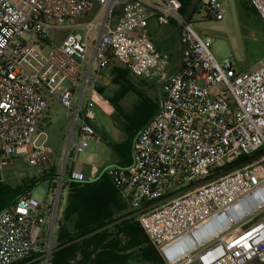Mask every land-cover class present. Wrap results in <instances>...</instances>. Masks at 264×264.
I'll return each mask as SVG.
<instances>
[{"label":"built area","instance_id":"1","mask_svg":"<svg viewBox=\"0 0 264 264\" xmlns=\"http://www.w3.org/2000/svg\"><path fill=\"white\" fill-rule=\"evenodd\" d=\"M246 1L264 23V0ZM198 4L208 18H224L221 0ZM181 8L179 0H0V171L19 158L38 171L52 164L48 100L67 112L75 104L70 136L79 120L48 201L24 194L0 212V264L48 254L63 179L97 176L65 165L86 151L89 138L99 141L90 104H98L100 71L111 61L160 82L158 109L137 132L131 163L105 168L131 210L264 150V62L246 72L218 61L212 39L197 34ZM150 21L178 30L173 72L144 33ZM136 221L163 264H264V156Z\"/></svg>","mask_w":264,"mask_h":264},{"label":"rangeland","instance_id":"2","mask_svg":"<svg viewBox=\"0 0 264 264\" xmlns=\"http://www.w3.org/2000/svg\"><path fill=\"white\" fill-rule=\"evenodd\" d=\"M224 7L225 14L221 21L208 18V14L202 6L197 7L196 10L187 8L185 16H190V22L192 28L200 36H208L212 39L210 45V51L218 61L228 59L232 62L234 68L237 71L253 72L258 68L259 62H264V55L255 61H251L248 53L254 52L252 47H256V52L259 51V44H254L255 28L257 26V18L254 11L250 9L249 5L244 6L240 0H221ZM249 9V10H248ZM151 22V21H150ZM158 24V23H156ZM157 29L154 30V34L151 37L155 43L158 53L164 57L166 66L168 63H173L178 57V30L175 27L165 26L158 24ZM168 27V28H167ZM79 33H83L82 29L76 30ZM67 31L61 32L63 36ZM59 38H57L58 40ZM56 39L54 41H57ZM90 44V41H88ZM161 51V53L159 52ZM90 52L88 56H90ZM86 66V63L83 64ZM110 67L119 68L125 70L121 65L115 61L110 62ZM104 71L100 73V78L103 77ZM106 77V75H105ZM109 77V76H108ZM126 82L123 86L113 83V74L110 78H107L106 87L111 91L107 94V99L112 106L113 112H105L90 104V111L92 112L93 124L96 126L101 134H104L105 141H97L95 138H89L87 143L88 147L85 152H82L76 156V160L73 161L72 157L67 159L66 167L74 166L78 169L88 171L91 165L99 167L101 171L106 166L115 164L117 162V155L114 152L112 145L125 144L127 139V133L138 123L141 118H144L150 107L149 103L145 101L148 98L151 103H157L159 97V83L156 81H150L138 85L136 88L134 85L137 80L133 79L130 75L126 74ZM152 84V87H149ZM134 89L131 92L124 93L120 98H117V93L123 88L131 87ZM89 87H86L83 94V107L86 105L89 98ZM145 98H141L140 96ZM115 102V106L114 103ZM49 103L50 122L45 129L47 134V145L52 150V164L47 166L43 170H36L31 167L23 159H15L13 164L0 171V181L12 187L19 186L23 181H30L37 178L39 174H42L48 168L55 166L56 171H61L63 165V157L67 149H71L77 142V126L79 120L76 122V127L73 130L72 136L70 132L72 129L73 115L75 112V104L71 107L70 111L67 110L58 102L54 104ZM107 107L104 103L102 106ZM120 107V108H119ZM140 111L138 112V108ZM118 112H114L117 111ZM135 110V111H134ZM125 116L129 120L125 118ZM135 138V137H134ZM133 138V139H134ZM97 145V150L94 149ZM49 182H41L30 192V195L38 202L42 203L48 201ZM68 189L63 188L60 190L58 201V209L56 214V220L61 216L67 201ZM121 199H123L121 197ZM128 210H131L128 203ZM56 230V229H55ZM56 237L55 231L52 239V248L54 247V239ZM39 254L34 253L32 256ZM31 256V257H32ZM45 264V260H42ZM130 264H154L149 262H136L132 261ZM158 264V263H157ZM252 264H260L254 262Z\"/></svg>","mask_w":264,"mask_h":264},{"label":"trees","instance_id":"3","mask_svg":"<svg viewBox=\"0 0 264 264\" xmlns=\"http://www.w3.org/2000/svg\"><path fill=\"white\" fill-rule=\"evenodd\" d=\"M179 1L182 5V13H185L187 8L193 11L199 7L197 0ZM250 9L252 8L250 7ZM255 15L257 26L254 29L256 35L254 44H259L260 50L256 52V47H252L254 52L248 53L251 61L259 60L264 55V23L256 13ZM112 74L114 77L113 83L123 86L126 82V74L129 75V72L126 69L122 71L119 68L112 67ZM132 90H134L132 86L121 89L117 93V98ZM141 98L145 97L141 95ZM145 101L150 104L147 115L141 118L131 131L127 133L125 144L114 143L112 145L114 152L119 158V165L131 163L130 148L133 138L158 109V103H151L148 98H145ZM113 103L115 106V102ZM139 109L140 107L137 110L138 112L140 111ZM125 118L129 120V117L125 116ZM250 157L241 156L234 162L225 165L222 169L215 171L212 175ZM105 168L98 171L97 176L92 180L82 183L71 180L68 175L63 179L61 189L67 188L68 196L61 216L55 220V247L62 246L133 212V210H128L127 204L121 199L119 191L112 185L108 174L105 172ZM65 170L70 171L71 167L68 168L65 165ZM57 177L58 172L55 166H52L42 174H39L37 178L28 182L23 181L16 187L9 186L0 181V212L11 206L21 195L30 194L33 187L39 183L49 182V184H53ZM41 255L42 253L32 257L29 256L15 264H25ZM132 261L163 264L158 253L138 225L136 218L123 221L113 228L98 233L82 242L54 252L49 257L47 264H130ZM42 263L43 261L40 260L29 264Z\"/></svg>","mask_w":264,"mask_h":264},{"label":"water","instance_id":"4","mask_svg":"<svg viewBox=\"0 0 264 264\" xmlns=\"http://www.w3.org/2000/svg\"><path fill=\"white\" fill-rule=\"evenodd\" d=\"M198 1L199 0H197V3H198ZM188 19H190V16L188 17ZM262 156H264V150L262 152H259V153L255 154V155L251 156L250 158H248L245 161H242V162H240V163H238L236 165H233L231 167L225 168L224 170H221L217 174H214V175H212V176H210V177H208V178H206L204 180H201V181L195 182L193 184H190V185L186 186L185 188H182L181 190H178V191H176V192H174V193H172V194H170V195H168V196H166V197H164L162 199H159V200H157V201H155V202H153V203H151V204H149V205H147V206H145V207H143V208H141L139 210L133 211L132 213H130V214L124 216V217L118 218V219H116V220H114V221H112V222H110V223H108V224H106V225H104V226L92 231V232H89V233H87V234H85L83 236H80V237H78V238H76V239H74V240H72V241H70V242H68V243H66V244H64L62 246H59V247H55L54 246L49 251L48 254H43L40 257H38V258H36V259H34V260L30 261V262H27L25 264H29L31 262L40 261V260L48 261L49 257L54 252H57L60 249H64V248L69 247V246H71L73 244H77L79 242H82V241H84V240H86V239H88V238H90V237H92V236H94V235H96L98 233H101V232H103V231H105L107 229L113 228L114 226L122 223L123 221L129 220V219H132V218H136L138 215L143 214L146 211L154 209V208H156V207H158V206H160V205H162V204H164V203H166V202H168V201H170L172 199H175V198H177L179 196H182V195H184V194H186V193H188V192H190V191H192L194 189H197V188H199V187H201V186H203L205 184L213 182V181L217 180L220 177H223V176H225V175H227L229 173H232L233 171H235V170H237L239 168H242V167H244V166L256 161L257 159H259Z\"/></svg>","mask_w":264,"mask_h":264},{"label":"crops","instance_id":"5","mask_svg":"<svg viewBox=\"0 0 264 264\" xmlns=\"http://www.w3.org/2000/svg\"><path fill=\"white\" fill-rule=\"evenodd\" d=\"M241 1V3L246 7V6H248L247 5V1L246 0H240ZM194 11V10H193ZM159 25L158 24H156V22L155 21H151V22H149L148 23V25L144 28V33L147 35V36H149L150 37V39H151V37L153 36V34H154V30L155 29H157V27H158ZM170 27V26H169ZM168 28V27H167ZM151 41H152V39H151ZM153 42V41H152ZM153 44H154V46H155V49H156V51L158 52V49H157V47H156V45H155V43L153 42ZM177 48H178V57H177V59H176V61H174L173 63H168V65H169V67H167L166 66V69H167V72L169 73V72H173L174 70H175V68H176V65H177V63H178V59H179V54H180V46H179V42H178V40H177ZM159 52L161 53V51L159 50ZM164 58V57H163ZM102 71V70H101ZM101 71H100V73H101ZM103 71H104V75H103V77H101L100 78V81H99V83L97 84V87H96V89H97V93H98V104H94L95 106H97L99 109H103L105 112H113V108H112V106H111V104L109 103V100L107 99V94H110L111 93V91L110 90H108L107 89V85H106V80H107V78H110L111 76H112V70H111V67H110V64L106 67V68H104L103 69ZM105 75H106V77H105ZM130 75V74H129ZM109 76V77H108ZM131 76V75H130ZM133 79H135V80H137V83H135V87L136 88H138L137 86L138 85H140V84H142V83H146V82H150V81H142V80H140V79H137V78H135V77H133V76H131ZM153 81H156V82H158L159 83V92H158V94H159V97H158V100H157V103H158V106H159V102H160V98H161V94H160V82L158 81V80H153ZM150 86L149 87H152L153 88V86H152V84H149ZM98 89H100V91H98ZM154 89V88H153ZM49 101H51V104H54L55 103V101L54 100H49ZM105 104L107 107H104V105L102 106V104ZM48 106H49V103H48ZM120 108V107H119ZM101 109V110H102ZM114 112H118V110L117 111H114ZM47 116H48V124H49V122H50V119H49V117H50V114H49V107L47 108ZM94 125V124H93ZM94 128H95V132H96V136L99 138V141H105L106 139H105V136H104V134H101V132L100 131H98V129L96 128V126H94ZM134 140V139H133ZM106 142V141H105ZM132 145H133V142H132V144H131V148H130V155H131V157H132ZM95 146H97V145H95ZM98 148V147H97ZM97 148L95 149V147H94V149L95 150H97ZM112 165H119V158H118V156H117V162L115 163V164H112ZM110 166V165H109ZM107 167V166H106ZM71 169H76V170H78V171H81V172H83V173H85V174H87V173H89V171L92 169V170H97V171H99V167H97V166H95V165H91L90 167H89V169H88V171H85V170H81V169H78V168H76V167H74V166H71Z\"/></svg>","mask_w":264,"mask_h":264}]
</instances>
